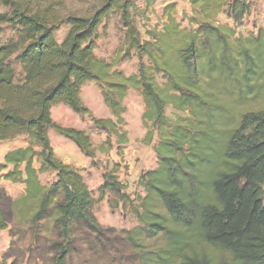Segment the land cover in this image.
I'll return each instance as SVG.
<instances>
[{
  "label": "trees",
  "instance_id": "obj_1",
  "mask_svg": "<svg viewBox=\"0 0 264 264\" xmlns=\"http://www.w3.org/2000/svg\"><path fill=\"white\" fill-rule=\"evenodd\" d=\"M168 1L163 27L149 29L144 38L133 0H102L89 13L67 11V0H0L5 8L0 27L18 30L17 37L0 44V140L27 137V145L6 153L1 167L12 169L3 177L26 186L11 203L18 221L28 218L37 231L42 221L53 220L60 238L53 245V264L67 263L80 229L105 236L91 190L80 171L56 155L49 135L55 130L86 156H96L90 136L61 126L51 111L64 103L88 114L81 90L93 80L105 84L103 98L116 117L92 119L107 132L108 144L113 134L120 143L128 140L120 125L123 99L132 88L145 101L143 119L152 125L148 142L158 133V167L140 176L145 195L138 198L135 215L143 225L126 234L140 261L212 264L213 256L224 252L232 264H264V30L237 37L234 27L220 23L217 17L229 0H190L194 15L190 27H183L172 14L176 0ZM112 12L121 14L128 50L140 60L138 73L125 75L94 54L98 29ZM247 12L245 1L229 5L236 23ZM63 24L69 30L59 42L56 32ZM168 104L190 111L198 125L173 123ZM49 171L57 178L46 185L39 173ZM104 177L100 200L108 191L123 195L114 172ZM9 219L0 205V231ZM141 229L149 236L164 233L168 246L149 253Z\"/></svg>",
  "mask_w": 264,
  "mask_h": 264
},
{
  "label": "rangeland",
  "instance_id": "obj_2",
  "mask_svg": "<svg viewBox=\"0 0 264 264\" xmlns=\"http://www.w3.org/2000/svg\"><path fill=\"white\" fill-rule=\"evenodd\" d=\"M102 0H67V11H80L89 13L98 6ZM235 0H229L230 4ZM249 5L247 12L240 23L229 17V5L217 20L229 24L236 30L237 37L243 35L257 36L261 29L264 30V0H240ZM137 10L134 19L143 35L151 28L163 27L167 19L166 6L168 0H133ZM5 8L0 5V12ZM173 15L182 23L183 27H190L189 17L194 15L190 0H176ZM69 30L67 24L56 32L59 42H62ZM18 36V30L3 25L0 27V44H4ZM94 54L97 58L104 59L114 65V70L125 75L138 73L139 57L134 50H128L126 44V28L123 25L121 14L112 12L107 16L98 29L95 38ZM16 71L21 68L14 63ZM158 80L163 83L164 78L159 75ZM105 84L96 81L86 82L81 90L84 104L89 108L88 114H78L64 103L55 104L52 118L64 127H75L83 130L90 136L93 148L96 150L94 158L86 156L75 142L55 130H50L49 135L56 155L65 163L77 168L95 198L94 214L100 225L105 229V236L98 237L86 228L77 231L75 236V249L69 255L66 264H151L145 259L140 261L139 254L129 244L126 237L127 231L143 225L135 215L138 198L145 195V190L140 183V176L158 167L156 147L159 142L157 130L152 141L147 140V134L152 130V125L143 119L145 101L140 90L130 89L123 99L126 112L123 113L124 124L120 125L127 134V142L120 143L118 136H111L108 144L106 131L97 128L92 119L113 118L111 109L103 98ZM166 114L173 123L183 126L198 125V121L190 111H180L173 104H168ZM197 128V127H196ZM27 145V137L19 136L10 140H0V205L10 214L8 228L0 231V264H53V245L60 241L58 231L53 220L48 219L40 223L38 230H33L31 223L26 220L18 221L11 206L14 199L21 196L26 189L22 183L6 180L3 175L12 166L2 168L4 157L9 151ZM102 145L103 149L102 150ZM110 146V147H109ZM36 167L40 164L36 162ZM114 172L118 180L124 185L123 195L108 191L105 198L100 200V186L104 183V175ZM43 184L53 183L57 174L54 171L39 173ZM143 243L151 254L165 249L168 239L164 233L149 236L141 229ZM154 258V257H152ZM152 264L154 262L152 261ZM212 264H232V258L227 253L218 252L213 256Z\"/></svg>",
  "mask_w": 264,
  "mask_h": 264
}]
</instances>
